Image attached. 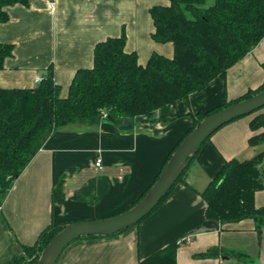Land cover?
Segmentation results:
<instances>
[{
  "label": "crops",
  "instance_id": "crops-1",
  "mask_svg": "<svg viewBox=\"0 0 264 264\" xmlns=\"http://www.w3.org/2000/svg\"><path fill=\"white\" fill-rule=\"evenodd\" d=\"M168 0H44L8 7L9 20L0 24V43L14 46L0 70V88L36 87L50 68L68 96L79 70L94 65L98 43L126 37V51L145 65L153 54L172 58L171 43L153 40L150 14ZM264 83V40L205 90L177 103L167 114L157 113L130 131L103 120L95 126L59 129L0 197V264L23 256L49 226L103 220L122 213L148 192L172 151L194 127L192 114L215 108L257 91ZM248 115L225 125L207 141L165 201L138 225L114 236L78 239L57 264H139L174 242L180 243L177 264H264V228L258 234L253 220L220 225L206 216L201 193L224 164L249 160L264 151L250 146L253 132ZM102 160L103 170L96 168ZM264 187V160L261 166ZM264 208V188L256 192ZM213 247L241 252L242 258L199 259Z\"/></svg>",
  "mask_w": 264,
  "mask_h": 264
},
{
  "label": "trees",
  "instance_id": "trees-1",
  "mask_svg": "<svg viewBox=\"0 0 264 264\" xmlns=\"http://www.w3.org/2000/svg\"><path fill=\"white\" fill-rule=\"evenodd\" d=\"M168 1L169 5L152 7L150 14L154 22L152 38L157 43H171L172 58L153 54L142 65L135 52L126 51L123 34L96 45L93 68L76 73L65 98L54 80L52 68L34 88H0L1 198L59 129L72 125L95 126L106 120L118 129L130 131L141 122L153 121L157 113H169L177 103L205 90L214 80L225 79L228 70L264 40V0ZM16 4L28 6L29 0H0V24L9 20L7 8ZM13 51V45L0 43V70ZM262 91L264 83L257 91H249L207 114H192L194 127L172 151L154 184L174 152L205 118ZM255 113L258 115L252 119L250 128L258 132L264 129V108ZM248 143L263 144L264 132L253 135ZM263 160L264 151L249 160L233 159L224 164L201 193L209 220L220 225L253 220L261 235L264 208L256 207L254 197L264 188ZM185 174L186 171L178 182L183 181ZM63 228L49 226L36 244L22 246L23 256L9 264H36L42 251ZM179 247L178 242L169 244L141 259L139 264H177ZM223 256L242 258L243 254L213 247L195 255L199 259Z\"/></svg>",
  "mask_w": 264,
  "mask_h": 264
},
{
  "label": "water",
  "instance_id": "water-1",
  "mask_svg": "<svg viewBox=\"0 0 264 264\" xmlns=\"http://www.w3.org/2000/svg\"><path fill=\"white\" fill-rule=\"evenodd\" d=\"M263 108L264 91L205 118L174 152L158 181L135 206L122 214L107 219L64 226L63 230L42 251L36 264H57L64 250L78 239L91 236L110 237L138 225L170 193L202 146L216 131L234 120L252 115Z\"/></svg>",
  "mask_w": 264,
  "mask_h": 264
},
{
  "label": "built area",
  "instance_id": "built-area-1",
  "mask_svg": "<svg viewBox=\"0 0 264 264\" xmlns=\"http://www.w3.org/2000/svg\"><path fill=\"white\" fill-rule=\"evenodd\" d=\"M44 1H46V2L50 5L51 8H54V7H55V2H56V0H44ZM41 81H42V79H39V80H38V83H40ZM102 115H103L104 117L107 116L106 114H104V112H102ZM96 168H97L98 170H103L102 160H101V159H97V161H96Z\"/></svg>",
  "mask_w": 264,
  "mask_h": 264
}]
</instances>
